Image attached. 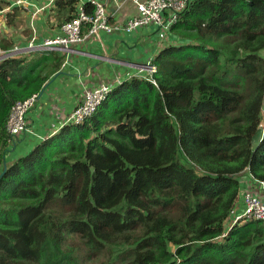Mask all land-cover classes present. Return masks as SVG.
<instances>
[{
	"label": "trees",
	"instance_id": "1",
	"mask_svg": "<svg viewBox=\"0 0 264 264\" xmlns=\"http://www.w3.org/2000/svg\"><path fill=\"white\" fill-rule=\"evenodd\" d=\"M79 4L57 0L60 23ZM171 30L181 41L152 59L155 72L117 85L5 172L23 135L7 129L13 105L64 57L0 62V264H95L105 252L106 264H264V222L226 225L242 175L264 181V0H190Z\"/></svg>",
	"mask_w": 264,
	"mask_h": 264
},
{
	"label": "crops",
	"instance_id": "2",
	"mask_svg": "<svg viewBox=\"0 0 264 264\" xmlns=\"http://www.w3.org/2000/svg\"><path fill=\"white\" fill-rule=\"evenodd\" d=\"M49 1L34 0V3L48 5ZM89 1L107 6L113 23L125 22L137 13L136 5L131 0ZM2 2L3 0L0 1ZM56 2L57 0L35 17H32L35 11L33 6L27 11L15 8L7 16L0 15V35L3 37L0 47L3 48L1 43L5 41H11L15 46L28 47L32 39L36 44H42L45 39L60 34L64 24L60 21L62 18L65 21V14L58 13L57 6L55 12ZM84 36V41L73 45L68 52H29L25 49L16 55L18 58H28L29 62L49 55L45 53H57L58 56L64 57V62L44 84L43 90L38 94L39 100L28 115L30 127L34 132L23 133L22 136L11 139L3 169L28 154L43 139L67 124L88 90L102 84L117 86L132 77L146 76L147 70L141 72V67L149 64L166 47L181 41L177 35L170 33L162 42L156 25L143 26L132 33L117 31L89 35L85 31ZM55 62H52L51 58L45 63L40 62L39 66L45 65L46 74Z\"/></svg>",
	"mask_w": 264,
	"mask_h": 264
},
{
	"label": "built area",
	"instance_id": "3",
	"mask_svg": "<svg viewBox=\"0 0 264 264\" xmlns=\"http://www.w3.org/2000/svg\"><path fill=\"white\" fill-rule=\"evenodd\" d=\"M131 1L136 5V15L125 22L113 23L107 6L89 0H80L76 16L61 26L60 34L45 39L42 44H36V42L32 40L27 49L29 52H68L73 45L84 41V30H87L89 35H99L101 32L113 33L117 31L132 33L138 28L149 25H156L158 27L159 39L163 42L168 38L169 34L172 32L171 29L179 20L180 14L188 7L190 2V0ZM54 2L55 0H50L48 5ZM86 2H91L95 5L93 14H88L85 10L84 5ZM48 5L34 3V0H10L9 5L5 8H0V15L7 16L12 13L15 8L27 11L30 6H33L35 11L32 13V17H35L38 13L45 10ZM24 50L25 49L20 48L18 45L11 50L0 47V62L6 58L16 56ZM144 69L147 70L148 74L156 70L155 67L151 65V62L141 67L140 71L144 72ZM140 77L144 76L140 75ZM115 87L116 86H111L110 84H102L92 90H88L81 104L69 117L67 124L77 125L92 117ZM38 100L39 96L35 94L26 100L17 101L13 105L7 123V129L12 137H16L21 133L31 132L27 127L28 123L25 118L27 113L35 107ZM255 182L259 185L262 195L259 197L252 193H246L243 200L245 211L242 216L234 219V223L240 218L264 222V181L255 180Z\"/></svg>",
	"mask_w": 264,
	"mask_h": 264
},
{
	"label": "rangeland",
	"instance_id": "4",
	"mask_svg": "<svg viewBox=\"0 0 264 264\" xmlns=\"http://www.w3.org/2000/svg\"><path fill=\"white\" fill-rule=\"evenodd\" d=\"M1 1V0H0ZM2 35H0V40H1ZM33 40V39H32ZM31 40V42H32ZM30 42V43H31ZM29 43V44H30ZM19 46V45H18ZM29 47V46H28ZM28 47H22L20 46V48L22 49H27ZM35 52V51H34ZM113 86V85H111ZM33 110V109H32ZM30 110L28 113H27V116L25 118L26 122L28 123L27 124V127L29 128V130L31 132H34L31 127H30V124H29V121H28V115L29 113L32 111ZM263 123H264V111H263ZM29 132V133H31ZM264 133V124L262 126V134ZM31 152V151H30ZM4 171V169H3ZM241 181H242V191H241V196H240V201L238 203V205L236 206V208L234 209V211L232 212L231 214V217L230 219L227 221L226 225L229 226L231 225V222L233 221V219H236L240 216H242V214L244 213L245 211V206H244V203H243V200L245 198V195L246 193H252L254 194L255 196H261V190L259 188V185L257 184V182H255L249 175L245 174V175H242L241 177ZM249 187V188H248ZM129 246L127 245H124L123 247L121 248H116L114 247V249H118V250H124V249H127ZM110 259L108 258V254L105 252L98 260L95 261V264H106L107 261H109Z\"/></svg>",
	"mask_w": 264,
	"mask_h": 264
},
{
	"label": "water",
	"instance_id": "5",
	"mask_svg": "<svg viewBox=\"0 0 264 264\" xmlns=\"http://www.w3.org/2000/svg\"><path fill=\"white\" fill-rule=\"evenodd\" d=\"M6 170H7V168H5L3 172H5Z\"/></svg>",
	"mask_w": 264,
	"mask_h": 264
},
{
	"label": "clouds",
	"instance_id": "6",
	"mask_svg": "<svg viewBox=\"0 0 264 264\" xmlns=\"http://www.w3.org/2000/svg\"><path fill=\"white\" fill-rule=\"evenodd\" d=\"M172 33V32H171ZM264 134V133H263Z\"/></svg>",
	"mask_w": 264,
	"mask_h": 264
}]
</instances>
